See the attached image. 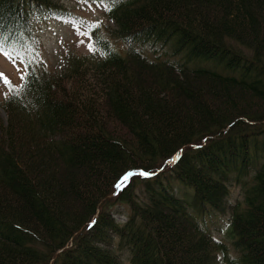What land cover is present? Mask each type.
<instances>
[{
    "label": "trees",
    "instance_id": "1",
    "mask_svg": "<svg viewBox=\"0 0 264 264\" xmlns=\"http://www.w3.org/2000/svg\"><path fill=\"white\" fill-rule=\"evenodd\" d=\"M62 9L0 0L25 77L0 95V264H264V0H123L100 57L67 41L49 70L31 24Z\"/></svg>",
    "mask_w": 264,
    "mask_h": 264
},
{
    "label": "rangeland",
    "instance_id": "2",
    "mask_svg": "<svg viewBox=\"0 0 264 264\" xmlns=\"http://www.w3.org/2000/svg\"><path fill=\"white\" fill-rule=\"evenodd\" d=\"M120 0H110L107 3H85L78 0H60L61 4L67 8L69 12L68 15L64 11V15H43L39 16L34 20V29L39 39L40 47L39 58L33 61L34 63L43 64L47 68H52L57 59H59V49L65 40L74 41L76 52L79 55L91 56L95 53L94 43L91 37V30L96 26H101L103 24L112 25L109 21L106 11L111 6L112 2H119ZM90 48L92 50H90ZM171 52V51H170ZM149 55H163V51L159 44H156L153 50H150ZM170 54V53H168ZM0 71L8 78L12 84L19 82L21 75V68L17 64H13L7 59H3L0 56ZM5 84L0 81V94L2 93V87ZM0 118L1 122H6L7 118L5 113L0 108ZM242 186L240 184L234 183L229 188V198L228 201L233 206L236 202L240 201ZM122 211H125L124 207H119ZM228 210V208H227ZM228 214L215 213L212 217H207L205 219V224L212 230L215 238L224 241L228 247H230L229 242H227L228 237L226 236L228 231L227 227ZM117 220L124 221L123 216H116ZM233 254L232 251L229 252ZM222 258H220V261ZM123 264H128V262L123 261Z\"/></svg>",
    "mask_w": 264,
    "mask_h": 264
},
{
    "label": "snow or ice",
    "instance_id": "3",
    "mask_svg": "<svg viewBox=\"0 0 264 264\" xmlns=\"http://www.w3.org/2000/svg\"><path fill=\"white\" fill-rule=\"evenodd\" d=\"M90 50H92V49L90 48ZM0 55H3L6 58L10 57V55H11L8 51H6L5 46H4L3 42H2V38H0ZM24 78L25 77L22 74L21 75V80H23ZM0 81H3V83L5 85H9L10 86V84H11V82L8 80V78L4 75V73L2 71H0ZM140 174L141 175H144V176H149L152 173H149L147 171L141 170ZM91 223H94V221L93 222H90L89 227L91 226Z\"/></svg>",
    "mask_w": 264,
    "mask_h": 264
}]
</instances>
